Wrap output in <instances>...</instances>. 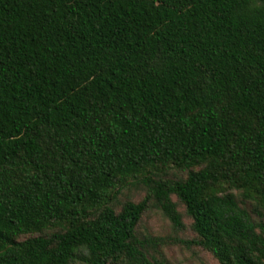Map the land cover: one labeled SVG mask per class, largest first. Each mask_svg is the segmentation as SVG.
Wrapping results in <instances>:
<instances>
[{
    "label": "trees",
    "instance_id": "obj_1",
    "mask_svg": "<svg viewBox=\"0 0 264 264\" xmlns=\"http://www.w3.org/2000/svg\"><path fill=\"white\" fill-rule=\"evenodd\" d=\"M171 243L264 264V0H0V264Z\"/></svg>",
    "mask_w": 264,
    "mask_h": 264
},
{
    "label": "rangeland",
    "instance_id": "obj_2",
    "mask_svg": "<svg viewBox=\"0 0 264 264\" xmlns=\"http://www.w3.org/2000/svg\"><path fill=\"white\" fill-rule=\"evenodd\" d=\"M141 230L143 232L162 237L171 235L172 233L169 221L156 209H151L147 212V214H145ZM162 251L170 264H205L204 260L196 258L191 255L187 249L175 243L162 246ZM203 256L208 260V262H210L206 255ZM76 264L84 263L77 262Z\"/></svg>",
    "mask_w": 264,
    "mask_h": 264
}]
</instances>
